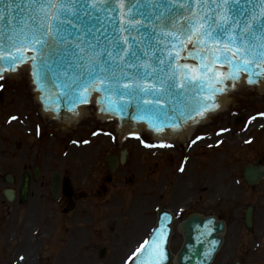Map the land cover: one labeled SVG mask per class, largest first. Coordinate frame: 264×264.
Segmentation results:
<instances>
[{
    "label": "snow or ice",
    "instance_id": "1",
    "mask_svg": "<svg viewBox=\"0 0 264 264\" xmlns=\"http://www.w3.org/2000/svg\"><path fill=\"white\" fill-rule=\"evenodd\" d=\"M0 4V80L6 71L15 73L27 65L45 106L49 88L57 90L58 106H70V112L76 105L93 103L95 97L100 113L138 122L147 117L159 135L207 121L220 109L219 97L240 83L264 85V0ZM258 117L264 118V112L247 122ZM15 120L18 117L11 116L8 122ZM227 131L222 128L216 136ZM129 134L140 139L137 133ZM204 139L197 135L189 146ZM144 146L173 147L163 140ZM161 229L162 225L139 244L129 257L132 264H163L167 234Z\"/></svg>",
    "mask_w": 264,
    "mask_h": 264
},
{
    "label": "rangeland",
    "instance_id": "2",
    "mask_svg": "<svg viewBox=\"0 0 264 264\" xmlns=\"http://www.w3.org/2000/svg\"><path fill=\"white\" fill-rule=\"evenodd\" d=\"M25 71L21 69L14 80L7 78L8 83L3 95L10 99L11 105L0 109V124L5 123L8 115L14 114L18 120L8 123L15 126L6 141L8 153H2L0 150V182L6 171L16 172L22 164H25V167L30 165L27 158H21L30 152L21 146L32 145L29 136L34 133V124L39 123L41 127L47 128L49 133L40 138L41 151L36 155H39L37 160L42 173L38 183H34L31 188L28 202L23 207L2 202L0 185V264H12L18 254L23 256V260L28 256L29 264H95L100 260L97 252L104 242L109 246L104 257L106 264H111L110 257L114 253L119 257L116 264L120 262L128 264L129 257L147 236L155 220L154 210L153 215L146 221L138 217L143 213L142 207L139 208L140 199L146 197L145 192L149 187L146 168L149 162L152 164L154 161L152 155L147 153L146 157L143 153L139 154L138 146L132 151L133 154L125 166L129 167V172L135 169L138 174L134 178V183L127 187L130 196L124 203L117 198L114 204L111 199L112 190L118 186L115 179L113 181L116 182L106 184L105 195L101 198L95 196L96 189L100 187L94 186L93 181L98 175L97 162L103 161L105 146L102 144L98 146L96 140L89 137L93 123L99 125L94 119L93 111L91 108L86 109L81 124L67 126L72 132L65 130L61 133L58 124L50 123L47 117L36 112L39 107L32 97L33 93ZM259 111L264 112V94L257 96L254 91L241 87L231 94L226 109L211 116L209 122L197 129L198 132L213 136L215 147L211 150H202L206 156L200 154L190 159L183 173L176 171L178 161L175 159L171 169L173 174L166 187V192L172 196L167 203L172 210L177 213L183 210L184 214L183 216L179 214L180 217L173 226L170 240L173 252H176L182 242L177 224L181 216L184 217L189 212L218 214L226 221L223 244L212 264H234L235 260L241 258L242 244L245 245L246 241L252 240V235L243 232L242 215L246 205H261L260 196L264 192V184L253 188L245 186L241 179V169L247 162L264 157V124L258 126L252 121L253 125L243 131L245 125L243 119L245 117L248 121L249 117ZM240 116L242 119L236 123V117ZM222 128L229 131L217 137L216 133ZM21 137L25 138V142ZM69 139H74L77 143L87 139L90 144L80 145L82 150L79 147L74 155L70 152L68 157L63 159L62 148L65 147L67 151H72L73 148L68 142ZM217 139L222 143L217 145ZM51 151L60 153L57 161L51 158ZM205 158H208L210 168L199 169ZM163 166L158 163L152 169L160 171ZM55 167L73 174L77 186L84 182L85 192L88 193L85 200L81 199L84 194H80L78 204L67 214L60 209V202L52 201L48 188L49 175ZM87 169L90 172L89 176L81 175L82 170ZM158 178L157 172L150 176L153 181H157ZM185 179L189 180L188 184ZM41 182L43 186L40 185ZM134 189L137 190L138 197L133 195ZM123 195L124 192L120 191V196ZM53 234L58 241L57 250L54 251L50 249L48 242ZM127 236L130 244L127 243ZM122 240L121 244H117ZM125 244L129 245L123 251L122 247Z\"/></svg>",
    "mask_w": 264,
    "mask_h": 264
},
{
    "label": "water",
    "instance_id": "3",
    "mask_svg": "<svg viewBox=\"0 0 264 264\" xmlns=\"http://www.w3.org/2000/svg\"><path fill=\"white\" fill-rule=\"evenodd\" d=\"M12 2L15 3L16 0H12ZM3 7L4 5L0 4V8ZM12 15L15 16L16 12L13 11ZM5 27H8L7 22H5ZM47 94L49 96V102L47 103L46 106L43 103L44 109L45 107H47V110H51L54 113L55 117L60 120L63 119L72 120L76 117V116L74 117V112H78L79 105H76L73 111L70 112L68 111V107L70 106H66L64 103H59L58 106V102L56 100L57 90L49 88L47 89ZM41 95L42 93H40V96ZM219 99H221L224 102V99L222 97H219ZM119 121H120L121 129L123 130L133 129L134 127H136L135 122H138L136 120H130L128 117H125L124 119H120ZM139 122H144L148 125L147 117H145L143 121H139ZM191 125L193 124L184 126L180 131L188 129ZM172 133L174 132L166 130L165 134H159V136H169ZM263 175H264V170L261 165L255 167L252 164H249L243 170L244 179L251 184L257 183L258 180ZM58 177L59 176L57 173L54 174L52 177V180L54 182L52 189L54 193L57 191V184L59 180ZM27 190H28V183H27V178H25L23 182V186L21 188V195L23 196V198L26 197ZM170 221H171V214L166 210L163 209L160 210L158 213L157 223L154 229H157L162 225L161 230L167 234L166 242L164 244V248L167 254V259L163 262V264H170L173 257L167 248V241L170 233V226H169ZM245 222L248 226L251 225V207H248L246 210ZM179 228L183 232L184 241L182 243L181 248L176 254L177 264H208L211 261L219 244L221 243L222 240L221 232L223 231L224 228V222L217 221L214 217L211 216L203 217L201 215H191L189 216L188 219H186L180 224Z\"/></svg>",
    "mask_w": 264,
    "mask_h": 264
},
{
    "label": "flooded vegetation",
    "instance_id": "4",
    "mask_svg": "<svg viewBox=\"0 0 264 264\" xmlns=\"http://www.w3.org/2000/svg\"><path fill=\"white\" fill-rule=\"evenodd\" d=\"M194 146L195 145H191L188 147V152H192L194 149ZM174 151L170 154H165L162 158H161V163L164 164V167L161 169V176H160V179L161 181H167L168 177L171 178L172 177V171H171V167H172V164L174 163V160L175 158L180 154L182 153V144L181 143H178V142H175L174 143V147H173ZM182 159V158H181ZM151 169H152V166H151V163L149 162L148 165H147V169H146V174L147 176H149V179L147 180V184L149 185V187L147 188V192H146V195L148 198H146V203H144V207H143V211L145 212L143 214V218H148L150 217L151 215V210L149 209L150 207V204H151V200H150V197L152 195V193L155 194V192L153 191V188H152V181L150 179V176H151ZM262 209V208H261ZM147 211V212H146ZM258 211H260V209H258ZM261 212V211H260ZM262 217V215H261ZM260 216H258V221L256 223V227H264V222L262 220ZM262 228H260L259 231H261ZM244 256L245 257H256L257 261L255 262L256 264H262V261H263V254L261 251H259L258 253H256V255H254L253 253L250 252L249 248L246 247L244 249ZM260 260V261H258ZM114 261V260H113ZM115 263V262H113Z\"/></svg>",
    "mask_w": 264,
    "mask_h": 264
},
{
    "label": "bare ground",
    "instance_id": "5",
    "mask_svg": "<svg viewBox=\"0 0 264 264\" xmlns=\"http://www.w3.org/2000/svg\"><path fill=\"white\" fill-rule=\"evenodd\" d=\"M28 260H29V257L27 256L26 258H25V260H23L21 263H18V264H24V262H28ZM27 264H29V263H27Z\"/></svg>",
    "mask_w": 264,
    "mask_h": 264
}]
</instances>
